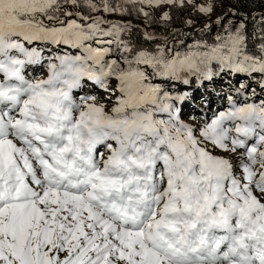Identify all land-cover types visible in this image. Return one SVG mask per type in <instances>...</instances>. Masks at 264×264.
Here are the masks:
<instances>
[{
	"label": "snow or ice",
	"instance_id": "6c2138e0",
	"mask_svg": "<svg viewBox=\"0 0 264 264\" xmlns=\"http://www.w3.org/2000/svg\"><path fill=\"white\" fill-rule=\"evenodd\" d=\"M189 8L216 10L0 0V264H264V99L240 83L194 124L175 90L231 72L264 92V9H230L238 19L219 15L223 32L184 52L169 38L190 33L137 43L138 26L106 18L167 29Z\"/></svg>",
	"mask_w": 264,
	"mask_h": 264
},
{
	"label": "trees",
	"instance_id": "16d2710c",
	"mask_svg": "<svg viewBox=\"0 0 264 264\" xmlns=\"http://www.w3.org/2000/svg\"><path fill=\"white\" fill-rule=\"evenodd\" d=\"M213 4H215L220 10H223L224 13H228L225 17L223 23L226 24L228 19H238L231 14L229 11L234 10L240 13H259L262 9H264V5H252L249 3V0H212ZM248 4V7H244L242 5ZM158 15V14H157ZM114 19H121L125 22H130L133 26H138L141 31H135L133 33L134 41L139 43L143 41L142 31L147 30L151 33H154L157 37L162 35H168L172 29H177L181 32L190 33L187 37H180L179 35L175 37L169 38V46H171L174 42L184 39V44L177 47L176 51L184 52L187 51V46L189 44L194 43L197 40L207 41L208 43H212L218 33L223 32V25H216L215 21L217 17H210L209 15H203L193 12L190 8L184 10H173V22L165 29L163 26L159 24H148L145 22L144 18L140 15H130V16H113ZM107 19L110 18V15L106 16ZM192 19L194 20V24L188 25L185 23L186 20ZM205 25H212L211 28L201 31L204 29ZM254 25L249 21L248 29L249 32L252 31ZM147 46V45H145ZM216 71H219L218 68ZM2 78V77H0ZM259 75L256 76L255 80H250L246 74H238L234 75L231 72L228 73H220L214 76L211 80L207 79H197L196 76H190L189 84L185 85L182 82H175V90L179 92H187L189 93V100L183 106V119L186 122H191L194 124H199V120L202 117V114L197 111L192 103H196L199 107H201L203 114L207 113L208 115L212 113V100L209 98L205 99L202 102L199 90L205 91V93H212V91L220 90L219 94L222 97L225 90H229L231 94H234L235 88L239 87L240 83L250 84L252 88L256 90L257 96L256 99H264V92L261 91L259 87ZM115 83L114 81L112 82ZM254 83V84H252ZM225 87V88H224ZM118 94V93H117ZM251 95V91L248 93ZM260 94V95H259ZM108 97L109 94H105ZM112 100L115 99V95L111 97ZM207 104V106H204ZM221 106V101L215 100V107Z\"/></svg>",
	"mask_w": 264,
	"mask_h": 264
},
{
	"label": "rangeland",
	"instance_id": "374dc122",
	"mask_svg": "<svg viewBox=\"0 0 264 264\" xmlns=\"http://www.w3.org/2000/svg\"><path fill=\"white\" fill-rule=\"evenodd\" d=\"M194 2L197 3V4H204V3H208L209 0H194ZM214 6H215V9L216 10L211 15H209L210 17L214 18V17H218L219 15L224 14L223 10H220L215 4H214ZM109 19H114V17L112 15H110V18ZM252 84H254V83H252ZM219 92H220L219 89H218V91H215V90L212 91V93H205V91L199 90V95H200V98H201L202 102H204L205 99L209 98V96L211 95L210 98L212 100V105H211L212 113L215 112L216 110H218L221 107H226L227 106L226 100H223V102H222V97L219 94L217 95V93H219ZM95 94L98 95L99 97H101V99L103 100L104 98H106V95L105 94H108V93L104 92L103 90H99L98 89L95 92ZM224 94H231V92L229 90H225L224 91ZM215 100L216 101H221V106L220 107L219 106L218 107H215V105H214L215 104L214 103ZM193 106L195 107L196 110L201 111V108L197 107L195 104ZM204 106H207V104H205ZM210 115L211 114H209V116ZM202 116H203V112H202ZM199 122L200 123L202 122L201 119L199 120Z\"/></svg>",
	"mask_w": 264,
	"mask_h": 264
}]
</instances>
